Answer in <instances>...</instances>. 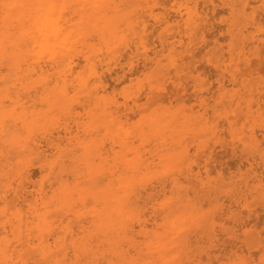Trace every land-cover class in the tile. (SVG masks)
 Returning a JSON list of instances; mask_svg holds the SVG:
<instances>
[{
    "label": "rangeland",
    "instance_id": "obj_1",
    "mask_svg": "<svg viewBox=\"0 0 264 264\" xmlns=\"http://www.w3.org/2000/svg\"><path fill=\"white\" fill-rule=\"evenodd\" d=\"M49 4L73 32L55 59ZM263 52L264 0H0V114L27 137L0 209L29 222L0 264H264ZM144 93L149 115L113 110Z\"/></svg>",
    "mask_w": 264,
    "mask_h": 264
},
{
    "label": "clouds",
    "instance_id": "obj_2",
    "mask_svg": "<svg viewBox=\"0 0 264 264\" xmlns=\"http://www.w3.org/2000/svg\"><path fill=\"white\" fill-rule=\"evenodd\" d=\"M123 95V94H121ZM6 102H10L13 106L12 110H15V101L9 95H0V108H2ZM261 102L264 103V98H261ZM113 110H118L125 115L126 119L139 120L142 115H149L156 107L163 103L160 99H149L147 93L140 96L135 95H125L123 102L119 98L111 101ZM15 119V117H8L0 114V176H3L4 169L7 165H18L21 163L19 158L10 159L14 156L19 144H21L27 137H22L14 128H11L7 123V119ZM160 130L166 136L171 135V131L163 124L160 126ZM145 132H150L151 127L146 126ZM259 135L264 136V129L259 130ZM137 142H139L137 140ZM190 144L194 142L189 138ZM125 208L119 199L113 198L110 205V212L108 218V225L113 231L119 229L121 226L122 218L125 213ZM150 215V211L147 213ZM15 214H6L2 209H0V251H3V245L7 243L8 245L13 244V240L7 238L8 234L13 235V239L18 237L15 235L18 232H22L24 228L28 226L27 221L20 219L19 217L13 218ZM16 249L13 247L12 251ZM55 255H52L51 259L44 257L39 260L37 264H73V261L67 257V252H59L58 250H53ZM59 256L60 259H57ZM4 264H20L19 261L11 259L4 261ZM101 264H107V262H101ZM145 264H154L153 261H145Z\"/></svg>",
    "mask_w": 264,
    "mask_h": 264
},
{
    "label": "bare ground",
    "instance_id": "obj_3",
    "mask_svg": "<svg viewBox=\"0 0 264 264\" xmlns=\"http://www.w3.org/2000/svg\"><path fill=\"white\" fill-rule=\"evenodd\" d=\"M63 9H56L54 5L49 4L45 6L42 9V15H41V23L40 26L38 27V31H40V34L42 36V42L41 43L42 54L48 50H50L51 53V58L55 59V57L59 54L60 50L63 51H68L70 52V46L71 45V40L73 38V32L72 31H64L63 25L61 24V15H62ZM41 12V11H40ZM58 12V13H57ZM193 11H188V19H191ZM222 12V11H221ZM210 15V14H209ZM217 15V14H216ZM63 23V22H62ZM222 40V38H220ZM185 41V40H184ZM251 45V44H250ZM69 46V47H68ZM40 48V47H39ZM246 49V48H245ZM201 51V50H200ZM262 51V50H261ZM41 54V55H42ZM262 54V53H261ZM264 54V52H263ZM200 55V54H199ZM50 57V56H49ZM73 62V61H72ZM71 62V63H72ZM254 62V60H253ZM71 63H68L67 65L69 66V70L72 71V66ZM255 63V62H254ZM242 65V64H241ZM199 68V67H197ZM202 68V67H200ZM264 70V69H263ZM137 72V71H136ZM171 73V72H170ZM214 85V84H213ZM214 88V87H213ZM190 89V88H189ZM205 93V92H204ZM192 99V98H191ZM191 99L189 101H191ZM188 100V99H187ZM165 101V100H164ZM188 102V101H187ZM189 103V102H188ZM262 105V104H261ZM254 107V106H253ZM243 119V118H242ZM221 125V124H220ZM222 126V125H221ZM224 126V125H223ZM120 127V126H119ZM118 127V128H119ZM226 127V126H225ZM224 127V128H225ZM124 130V129H122ZM224 133V132H223ZM222 134V133H221ZM221 136V135H220ZM227 138V136H226ZM229 138V137H228ZM260 138V136H259ZM188 146V145H187ZM192 149V148H191ZM191 151V150H190ZM224 152V151H223ZM227 155V154H226ZM235 165V164H234ZM252 172V171H251ZM116 174V173H115ZM225 176V175H224ZM198 183V182H197ZM168 185V184H167ZM149 186V185H148ZM30 187V186H29ZM76 196V195H75ZM24 218V217H23ZM261 220V219H260ZM25 221V219H24ZM262 221V220H261ZM250 223V222H249ZM176 224H174L175 226ZM47 234H43L40 238H45ZM17 252V250H16ZM218 252V251H217ZM259 253V252H257ZM256 253V254H257ZM255 254V253H254ZM255 254V255H256ZM4 255V254H3ZM91 255V254H90ZM253 255V254H252ZM39 257V256H38ZM87 257V256H86ZM84 258V257H83ZM213 258V256L211 257ZM78 259V258H77ZM219 259V258H218ZM255 259V258H254ZM205 260V258H204ZM217 264V263H215Z\"/></svg>",
    "mask_w": 264,
    "mask_h": 264
}]
</instances>
